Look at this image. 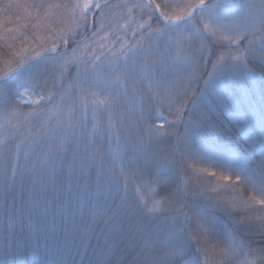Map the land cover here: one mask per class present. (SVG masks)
I'll return each mask as SVG.
<instances>
[{"label":"snow or ice","instance_id":"obj_1","mask_svg":"<svg viewBox=\"0 0 264 264\" xmlns=\"http://www.w3.org/2000/svg\"><path fill=\"white\" fill-rule=\"evenodd\" d=\"M13 7L19 5L0 10ZM31 7L38 19L48 21L45 30L56 39L51 46L41 43L11 74L0 76V108L8 113L0 117V264H21L15 256L22 245L31 248V264H68L65 256L79 255L94 230H82L85 203L101 234L114 242L143 241L120 249L115 260L108 259L115 254L106 243L89 264H209V249L218 251L216 264H264V0H189L179 17L155 0ZM116 9L126 22L140 21L132 33L136 42L125 44L115 36L108 48L107 17ZM257 30L260 36L250 39ZM250 60L259 62V74ZM200 61H211L214 71L206 77L189 71ZM242 108L251 119L242 116ZM53 117L56 123L49 127ZM225 121L243 124L245 143L228 136ZM21 124L37 133L26 138L23 161L21 144L13 148L14 137L5 130ZM104 138L124 145L122 166L117 174L101 162L93 177L85 164H96ZM162 139L174 140V147L158 151L154 144ZM192 160L227 173L225 181L233 176L244 181L259 195L243 200V188L233 187L230 204L215 187L216 195L208 194L203 179L190 172ZM121 181L124 195L118 201ZM130 184L136 186L131 200ZM105 186L109 190L102 192ZM239 207L244 214L237 218ZM34 216L41 228L26 236ZM154 226L167 231L163 256L149 247Z\"/></svg>","mask_w":264,"mask_h":264},{"label":"trees","instance_id":"obj_2","mask_svg":"<svg viewBox=\"0 0 264 264\" xmlns=\"http://www.w3.org/2000/svg\"><path fill=\"white\" fill-rule=\"evenodd\" d=\"M122 0H109V2H118ZM45 3V4H58V3H69V2H76V0H0V6L6 5L8 3L19 5V7H13L11 9L7 10H0V76L4 73L9 72L11 74V70L15 69L17 67V63L21 59H27L29 55H34V49L37 48L41 43H46L47 40L50 38L49 33L45 30V26L48 25L47 20L38 19L37 18V11L36 9L32 8L31 5L34 3ZM157 3V1L155 0ZM53 12L56 11H63L52 9ZM138 15V13L133 14V19H135V16ZM90 16V14H89ZM154 16L157 17L156 13H154ZM140 21H135L134 23H139ZM153 23H156L154 27H157L156 19L152 21ZM65 23L69 25L71 23V18L67 17L65 19ZM130 25H136L133 24V22H129ZM115 27V26H114ZM114 31L111 29V34L104 33L107 35L108 39L106 41L107 47L110 48L112 46V41L115 36H120L122 41L127 43H132L133 39L129 37L126 33V36L124 35V32L122 30V27L119 29L115 27ZM85 35H90L89 33H85ZM54 36V35H53ZM52 38H55L53 37ZM254 38L255 33L252 35ZM81 36H76L75 39L78 40V38ZM130 41V42H129ZM136 40H134L133 43H135ZM98 43V42H97ZM71 47H74V45H69V49ZM117 48L119 45L116 46ZM97 53H99L98 46L96 47ZM213 57L212 59H214ZM211 62V61H209ZM252 61L250 60V64ZM255 67V71L257 74L260 72V67L258 64L253 63ZM208 68V67H207ZM75 73V68H72L69 73H67V79L71 80L72 75ZM202 84V81H201ZM21 110L24 112L29 111L28 105H21ZM167 114L166 112L164 113ZM8 113L3 111L2 108H0V117L7 116ZM90 116V127H91V113H89ZM98 117V127L101 128L103 131L104 125L106 124V118L105 114L101 111L97 113ZM13 123H16L15 120L12 121ZM56 118L53 117V119L49 122V127L55 125ZM234 123V125H233ZM0 124H4V120L0 119ZM228 136L231 138L238 140L239 143H245L246 140L244 138H241V134L238 135L236 132L235 127L238 126L236 122H232L230 125L225 121L224 124ZM5 130L9 136L14 137L13 142V148H15V143L21 144V161H23V151L27 150V140L26 138L29 136V133L31 132L33 136H35L36 129L33 128L30 125H24L21 124L19 127L13 128L10 125H5ZM175 145V141H168L162 139L159 143H155L154 147L160 151V150H171ZM99 155L95 157L96 164H85V172L86 174H90L93 177L95 176L96 168L100 166V163H103V166L107 169L114 170L117 174H119V171L121 169V157L124 156V145L117 143L115 138L112 139V142L109 143L107 138H104L102 141V147L99 148ZM259 159V156L256 157ZM193 165L197 166L198 168H201L203 170V176L201 177L204 181V187L207 190L208 194L210 195H216V192L212 191V188L215 187L217 191L219 192L220 197H222L226 202L232 203L234 194L232 191V188L235 187L237 189L243 188L242 193V199L248 200L249 197L258 196L259 193H253L250 188L245 186L244 181L237 182L235 180V177H231V179L225 181L222 179L221 172L217 171L216 169L212 168L210 165L204 163L203 161L199 160H192L191 161ZM193 166V167H195ZM195 167V168H197ZM210 171H217L216 176H210L208 175V172ZM197 175L193 174V177H196ZM200 177V176H199ZM210 182V183H209ZM227 186V187H225ZM136 186L135 184L129 185V190L127 193L128 199L131 200L132 194L135 191ZM93 190H95V186L93 185ZM109 189L105 186L101 189L102 192H106ZM113 192H115V189H111ZM124 195L123 193V181H121V193L119 196L116 197V199L119 201L121 197ZM150 196V194L148 193ZM157 199H159L157 197ZM241 199L240 196H236L237 203H239V200ZM21 205L18 203L17 207L19 208ZM259 207V206H257ZM84 218H85V224L82 226L87 227L91 226L92 229L88 233L87 237V243L88 246L86 248L80 249V254L76 255L73 253L72 255H66L65 259L67 260L68 264H89L90 260H94L95 257L92 255L94 251H98L100 248H104L105 244L107 243L110 247L112 252L115 254L114 256L108 257V259L115 260L121 256L120 249H123L125 246L130 245L132 243L135 244H142L143 241H141L138 237L135 241L131 240L130 238H124L122 241L120 238H117L115 242L108 236L101 234V229L99 227H95V225L92 222V216L87 211L88 204H84ZM244 214V210L242 207H239L237 209V218H239L240 215ZM3 226H4V213L2 210V202H0V240H2V233H3ZM41 228V224L39 223V217L34 216L32 222L29 224L28 227H25L24 234L26 236H34L36 229ZM17 230H20L19 223L17 224ZM153 235L149 239V247L155 250V253L163 256L164 255V246L166 243H168L167 238V231L166 229L161 230L156 228L155 226L152 229ZM211 256L209 258V263L216 264V261L219 259L218 251L212 250ZM107 251V249H105ZM15 258L21 262V264H31L32 260V251L31 248H26L23 245L21 246L20 250L16 253Z\"/></svg>","mask_w":264,"mask_h":264},{"label":"rangeland","instance_id":"obj_3","mask_svg":"<svg viewBox=\"0 0 264 264\" xmlns=\"http://www.w3.org/2000/svg\"><path fill=\"white\" fill-rule=\"evenodd\" d=\"M157 3L159 4H164L166 5L167 7L164 9L170 16L172 17H179V16H182L185 14V11H186V8H187V5L189 3V0H156ZM122 1H119V3H121ZM239 2V0L237 1ZM118 2H111V4H119ZM153 23V22H152ZM162 23V22H161ZM249 23H251V21H249ZM133 24H136V23H133ZM195 24V20L192 21V24L189 25V27H192L193 25ZM107 25H111V29L114 31L113 27H117L118 29L120 27H122V30L125 34V32L127 33V35L129 37H131L133 39V31L134 30H137L136 29V25H130L129 22H126L125 19L121 16L120 14V10L119 9H116L113 14L109 17H107ZM156 25V23H153V26ZM69 27H71V23L68 25ZM114 27V28H115ZM116 29V28H115ZM107 33V31L105 32ZM185 35H187V33H185ZM260 36V31L257 30L255 32V37H259ZM55 37V35L53 36ZM253 36H250L249 38L252 39ZM254 37V38H255ZM53 39H56L55 38H52L50 37L48 40H47V44H49V46H51V43H52V40ZM83 39V38H82ZM80 39V40H82ZM137 39H139V37H137ZM79 40V41H80ZM135 39H133V42H134ZM130 42V41H129ZM132 42V43H133ZM199 42L197 41V44ZM75 46V45H74ZM119 48V47H118ZM117 48V49H118ZM71 49V48H70ZM216 58H214L213 60H215ZM252 63L250 65H253V63L255 64H258L259 65V62L256 61V60H251ZM260 66V65H259ZM208 67V68H207ZM189 71H194L195 74L197 76H201V75H205L206 77V73L208 72H213L214 69H213V66H212V63L211 62H208L207 64H205L204 61H200L198 66L196 64H193L192 67L189 69ZM256 87L257 89H259L260 87V83H259V80H257L256 82ZM34 98V97H33ZM241 114L242 116H244L245 118L247 119H251V116L250 114L247 112V109L246 108H242L241 110ZM167 115V114H166ZM169 119H171V117H169ZM233 122H236L238 124L237 127H235L236 129V132L238 135H242L241 138H244L245 140H247V132L245 130V128L243 127V124L241 122H237V121H233ZM228 123V122H227ZM232 123V122H231ZM231 123H228L229 125ZM234 125V123H233ZM250 131H253L255 132L256 129L255 128H252L250 129ZM189 164L191 165V168H190V172L191 174L193 175H197V176H200L202 177L203 176V170L201 168H198L197 166L193 165L191 161H189ZM197 168H195V167ZM202 175V176H201ZM151 195V193H149ZM211 253L212 251L209 249L208 250V253H207V256H208V260L211 256ZM203 259V257H202ZM209 264H212V263H209Z\"/></svg>","mask_w":264,"mask_h":264},{"label":"water","instance_id":"obj_4","mask_svg":"<svg viewBox=\"0 0 264 264\" xmlns=\"http://www.w3.org/2000/svg\"><path fill=\"white\" fill-rule=\"evenodd\" d=\"M237 1V0H236ZM209 2H211V0H209ZM159 17V13H156ZM91 18H92V14H90V21H91ZM83 37H80L78 40L82 39ZM16 69V68H15ZM9 74V73H8ZM3 76V75H2Z\"/></svg>","mask_w":264,"mask_h":264}]
</instances>
